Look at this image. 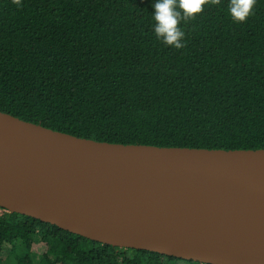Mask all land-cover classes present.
I'll return each instance as SVG.
<instances>
[{"label":"trees","instance_id":"16d2710c","mask_svg":"<svg viewBox=\"0 0 264 264\" xmlns=\"http://www.w3.org/2000/svg\"><path fill=\"white\" fill-rule=\"evenodd\" d=\"M157 0H0V110L101 141L264 148V0L153 32ZM0 264H204L105 244L0 208Z\"/></svg>","mask_w":264,"mask_h":264},{"label":"water","instance_id":"95a60500","mask_svg":"<svg viewBox=\"0 0 264 264\" xmlns=\"http://www.w3.org/2000/svg\"><path fill=\"white\" fill-rule=\"evenodd\" d=\"M0 208L122 248L264 264V148L101 141L0 110Z\"/></svg>","mask_w":264,"mask_h":264},{"label":"clouds","instance_id":"9594fccd","mask_svg":"<svg viewBox=\"0 0 264 264\" xmlns=\"http://www.w3.org/2000/svg\"><path fill=\"white\" fill-rule=\"evenodd\" d=\"M20 6L21 0H12ZM221 0H157L152 15L153 32L157 40L175 49L185 47V32L181 24L196 20L205 7L220 5ZM256 0H229L227 12L234 23L246 22L253 15Z\"/></svg>","mask_w":264,"mask_h":264},{"label":"built area","instance_id":"2783aa9c","mask_svg":"<svg viewBox=\"0 0 264 264\" xmlns=\"http://www.w3.org/2000/svg\"><path fill=\"white\" fill-rule=\"evenodd\" d=\"M0 213H1V210H0Z\"/></svg>","mask_w":264,"mask_h":264}]
</instances>
